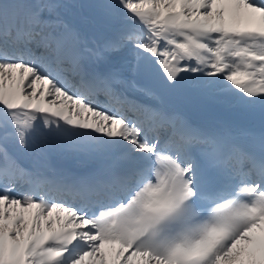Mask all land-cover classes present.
Wrapping results in <instances>:
<instances>
[{"label": "snow or ice", "instance_id": "snow-or-ice-1", "mask_svg": "<svg viewBox=\"0 0 264 264\" xmlns=\"http://www.w3.org/2000/svg\"><path fill=\"white\" fill-rule=\"evenodd\" d=\"M0 264H264V0H0Z\"/></svg>", "mask_w": 264, "mask_h": 264}, {"label": "rangeland", "instance_id": "rangeland-1", "mask_svg": "<svg viewBox=\"0 0 264 264\" xmlns=\"http://www.w3.org/2000/svg\"><path fill=\"white\" fill-rule=\"evenodd\" d=\"M29 91H31V90L29 89Z\"/></svg>", "mask_w": 264, "mask_h": 264}]
</instances>
